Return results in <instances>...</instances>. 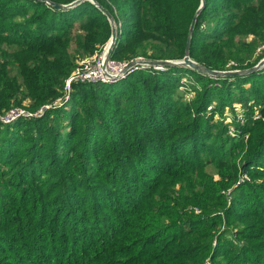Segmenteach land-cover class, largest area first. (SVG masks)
<instances>
[{
    "label": "trees",
    "instance_id": "16d2710c",
    "mask_svg": "<svg viewBox=\"0 0 264 264\" xmlns=\"http://www.w3.org/2000/svg\"><path fill=\"white\" fill-rule=\"evenodd\" d=\"M94 1L114 20L117 62L182 60L201 3ZM204 1L190 58L217 71L256 66L264 0ZM110 36L89 2L57 11L0 0V119L52 106ZM182 76L198 86L192 100L177 92ZM67 103L0 120V264H264V183L236 187L242 172L264 180V67L219 79L139 70L115 83L74 82ZM234 103L260 112L228 136L212 119ZM229 189L244 194L227 207ZM221 225L232 226L230 239Z\"/></svg>",
    "mask_w": 264,
    "mask_h": 264
},
{
    "label": "built area",
    "instance_id": "2783aa9c",
    "mask_svg": "<svg viewBox=\"0 0 264 264\" xmlns=\"http://www.w3.org/2000/svg\"><path fill=\"white\" fill-rule=\"evenodd\" d=\"M144 61L142 58H137L129 62H117L110 57L105 59V47L98 55H94L92 58L81 62V65L76 68L70 77L66 80L63 88V95L57 99V101L52 106H46L36 113L26 112L21 109H16L10 111L8 114L1 118L3 124H10L22 117L36 118L41 117L45 110L53 108L55 105L62 104L68 101V96L66 95L71 92V85L74 82H100L103 84L115 83L117 81L125 79L130 74L145 69L151 70H163L158 68H150L143 65H139V62ZM133 65V66H131ZM242 175V174H241ZM240 175V178H241ZM245 181H249L247 175H242ZM228 199V204H229Z\"/></svg>",
    "mask_w": 264,
    "mask_h": 264
},
{
    "label": "water",
    "instance_id": "95a60500",
    "mask_svg": "<svg viewBox=\"0 0 264 264\" xmlns=\"http://www.w3.org/2000/svg\"><path fill=\"white\" fill-rule=\"evenodd\" d=\"M42 2H45L46 4L50 5L54 10L57 11H64L70 8H73L83 2H89L92 5H94L96 8H98L108 19V22L111 26V36L109 41L107 42V44L105 45V59L107 60L112 52L113 46L115 44L116 41V36H117V32H116V26L114 23V20L112 19L111 15L105 10L103 9L100 5H98L94 0H76L70 4L67 5H61V4H57V3H52L46 0H40ZM205 6V1L201 0L200 6L197 9L189 31H188V37H187V42H186V46H185V52H184V57L182 60L180 61H141L139 62V65H143L146 67H150V68H158V69H167V68H174V67H179V68H187L190 69L198 74L210 77V78H215V79H219V78H235V77H243V76H247L253 73H256L258 71H260L263 67H264V58L262 60H260L258 62V64L250 69H246V70H235V71H217V70H210L204 66H201L200 64L194 62L189 55V50H190V44H191V39H192V34L195 28V24L197 21V17L199 15V13L202 11V9ZM133 66V65H131Z\"/></svg>",
    "mask_w": 264,
    "mask_h": 264
},
{
    "label": "rangeland",
    "instance_id": "374dc122",
    "mask_svg": "<svg viewBox=\"0 0 264 264\" xmlns=\"http://www.w3.org/2000/svg\"><path fill=\"white\" fill-rule=\"evenodd\" d=\"M156 72L164 73V72H166V69L159 70V71H156ZM179 84H180V86H179L177 92H184V94H186V98L188 100H192L194 98V91H193L194 88H197L196 90H198V86H197V84L195 82V79L193 77H189V76H182ZM248 86L249 85H247L245 88L248 89ZM70 93L66 95V98H67V96L70 97ZM68 100H69V98H68ZM213 103H215V102H212V104ZM66 104H68V103L64 102L62 105H60L57 108L53 107V108H50L48 110H45L43 112L42 116L46 112L54 111V110H56V109H58L60 107L65 106ZM249 104H250V106H254V108L250 107L247 110H243V105L241 103H234V104H232V107L224 108L223 109L224 112L221 115L215 114L213 116L212 120L214 122H222V121H224V123L227 124V126L229 127L228 128V130H229V133H228L229 135L228 136H235L237 131L233 130V128H231L233 126V122H235L236 124L237 123H242V122L243 123L253 122L257 118V116H258V114L260 112L259 106L253 105L252 103H249ZM211 106H213V105H211ZM211 110H213L212 107L208 108L207 112H211ZM64 122L67 123L66 120H64ZM247 137H248L247 135H244L243 139L247 140ZM256 169L264 171V169L261 168V167H256ZM244 174L247 175V177L249 178V181H245L243 179L242 175H244ZM242 175H241V178L239 177V181H238V183H236V187L241 186L244 183H251V184H256V185L264 183V180H262V178H260L258 176H256V178L252 179V177L247 172H242ZM242 194H244L243 191L236 190V189L235 190L229 189L228 192H227V201L229 199L230 203L229 204L227 203V207H230L232 205L234 199L235 198L236 199L240 198L242 196ZM258 197H260V194L258 195ZM244 200L247 201L248 199L245 198ZM223 228H224V230H227L226 234H225V237L230 239L229 236L233 232L232 226L221 225L219 232H221V230ZM229 239H223V241H227ZM215 245L218 246L217 242H216ZM226 246H227V249L230 247V245H226ZM221 248H224L223 245L221 246Z\"/></svg>",
    "mask_w": 264,
    "mask_h": 264
}]
</instances>
